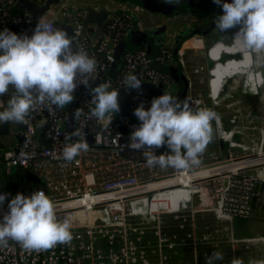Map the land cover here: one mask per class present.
Instances as JSON below:
<instances>
[{"label":"built area","instance_id":"built-area-1","mask_svg":"<svg viewBox=\"0 0 264 264\" xmlns=\"http://www.w3.org/2000/svg\"><path fill=\"white\" fill-rule=\"evenodd\" d=\"M15 9V0H0L1 31L8 28L18 35L30 37L41 20L52 23L54 27L56 22L71 25V38L76 50L83 49L97 62L90 83L93 86L106 83L109 90H122L130 101V111L141 103L147 109L153 98L142 90L126 91V75L139 71L141 81L152 85L168 83V76L152 67L154 62H163L167 49L154 59L148 56L145 48L127 52L118 70L111 75L108 73L114 62V48L125 40L129 30L137 27L135 16L141 10L139 6L126 3L105 7L111 14L98 41H93L96 25H85L83 14L63 3L51 6L37 21L28 11L16 12ZM195 37L200 38L199 35ZM231 46H235L231 53L243 54L236 40ZM227 48L219 47L226 53ZM102 56L106 59L103 60ZM244 57V61L239 59L216 65L206 99L190 97V106L193 109L208 108L217 113L216 98L231 77L249 74L247 83L253 89L261 87L264 84L261 72L249 73L252 61L245 65L246 54ZM217 71L224 73L222 81L215 76ZM73 95L72 107L84 110L83 116L75 120L74 125V129L81 131L79 137L66 139L71 133L64 129L66 114L62 109H45L38 105L27 117L29 123L21 124L22 143L16 148L17 153L6 151L0 162V171L7 174L13 168L36 172L45 183L43 191L54 202L57 219L70 221L73 239L69 244H57L41 251H26L19 244L9 241L7 247H0V264H205L206 257L211 255L210 250L218 251L219 248L216 245L214 248L205 235H197L196 213H211L218 222L232 230L233 222L250 219L256 203L264 198V167L253 171H243L252 165L229 172L223 170L184 184L190 181L188 177L200 170L224 169L233 163L264 154L262 146L251 149L237 142L233 131L223 130L219 115V120L214 119L212 126L216 132L217 149L220 143L225 146L224 156L206 148L198 166L187 170L161 169L149 167L141 151L122 150L120 147L128 143L133 126H139L132 124V120H138L136 117H123L118 122L115 115L109 125V134L104 130L102 121L89 118L94 105L90 103L92 97L88 89L78 85ZM120 127L126 130L125 141ZM75 139L87 142L91 139L93 145L69 163L62 159V151ZM235 149H240L241 154H235ZM165 151L166 148L162 147L156 150V154ZM21 153L27 155L22 156ZM161 182H170V185L162 190H159L160 187L151 188ZM181 187H191L195 192L187 204L172 205L166 197ZM3 193L0 188V194ZM163 194L167 195L161 197ZM7 202L8 198L0 205V220L8 211ZM209 245H212L211 248ZM230 246L233 255L240 248L264 250V237L236 239L232 236ZM218 262L232 264L225 258Z\"/></svg>","mask_w":264,"mask_h":264},{"label":"clouds","instance_id":"clouds-1","mask_svg":"<svg viewBox=\"0 0 264 264\" xmlns=\"http://www.w3.org/2000/svg\"><path fill=\"white\" fill-rule=\"evenodd\" d=\"M166 3L178 5L180 0H166ZM213 3L223 12L215 17V30L224 33L239 25L234 40L246 50L264 51V0H232L231 3L213 0ZM96 68V60L83 49L74 51L68 33L52 23L37 22L30 37L8 28L0 31V96L10 93L6 107L0 100L3 108L0 126L6 123L27 125V117L38 105L45 109H65L73 102L77 86L84 85L94 105L89 118L102 121L104 130L110 134L109 125L120 111L118 90H109L106 83L93 86L90 81ZM124 83L126 91H140L143 87L136 74L126 75ZM83 114L84 110L77 108L74 120ZM133 115L140 122L139 126H133L128 143L120 146L121 149L141 151L149 167L175 170L200 165V157L213 139L212 121L219 120L211 109H193L187 99L168 93L153 98L147 109L141 103ZM80 135L81 131L74 129L66 139L73 140ZM74 141L62 151V159L69 163L89 150L86 140ZM162 147L166 151L157 155L156 150ZM8 195L0 194V205ZM7 209L0 220V247H7L8 242L13 241L26 251H41L57 244H69L73 239L70 221L57 219L54 202L43 190L27 196L18 192L8 201ZM223 259V252L213 251L206 257L205 264H216ZM232 264L241 262L233 259Z\"/></svg>","mask_w":264,"mask_h":264},{"label":"crops","instance_id":"crops-1","mask_svg":"<svg viewBox=\"0 0 264 264\" xmlns=\"http://www.w3.org/2000/svg\"><path fill=\"white\" fill-rule=\"evenodd\" d=\"M64 1L61 0L60 3L72 7L76 11L84 9L88 6H92L96 10H100V9H105V7L111 8L117 6L118 4L121 5L126 4L120 2H113L110 0H64ZM15 10L17 12V8ZM135 22L137 24V27H139V29L143 31H151L163 25L166 26L167 28L165 35L166 41L164 45L143 47L146 49L147 54H149V57L151 59L156 58L165 49H167L168 51L167 56L164 58L163 62L161 63L154 62L153 64L154 67H157L156 63L162 65V68L160 69L162 71L161 73L168 76V83L166 85L162 84L163 89H157L158 87L156 86L157 87L156 97H159L163 93H168L172 96L178 97L181 100L187 99L189 101L190 97H198V98L206 99V96L208 94V88L210 87L211 84L210 83L211 80L210 82L207 83L206 88L204 90V94L202 95L198 94L197 91H199V89L198 87L195 86V82L193 83L192 81L196 79L195 76L194 78L192 77L193 78L192 80L189 77L188 70L190 72V69H189L188 57L190 56L192 57V55L201 57L198 59L199 61L201 60L200 61L201 65L204 64L207 70L214 69L216 65L220 63L225 64L232 60L236 61V58L239 57L237 54L231 53V51H233L235 47V46L232 47L231 45H233V41H235L234 40L235 34L237 31H239L240 26L238 25L235 28L229 29L224 33H219L217 30H215V27L214 28L212 27V25L214 24V19L212 15H204L201 14V12L199 14H193V15H189V14L172 15L171 13L168 14L160 11H150L141 8V10L138 11V13L135 16ZM195 35H199L200 38L195 37ZM220 46H227L228 47L226 49L227 53L223 49H219ZM237 46H239L240 49L242 50L239 41H237ZM212 64H214L213 68H211ZM231 72H234V70ZM134 74H136L139 77V74L137 72H135ZM204 75L206 77V80L208 81V76H209L208 73L205 72ZM215 76L217 77L218 81H222L224 77V73L221 74L219 71H217L215 72ZM232 78L234 77L229 78V80ZM9 95L10 93H6L4 96H0V100L4 101V107L7 106V100L9 99ZM0 110H3V108L0 107ZM62 110L67 116L66 111L64 109ZM18 135H21V130H19L17 124L9 123L6 124V126L4 125L0 126V162L2 161L3 154L6 151L15 150L19 146L18 141L16 139V136ZM210 148H208V150H210ZM224 148L225 146L222 147L220 145L219 149H217V144H216L215 149L210 151L217 154L224 153L223 150ZM16 169H19L17 171L28 173L31 176L36 175V177L39 178L36 172L32 169H28V170L20 169V168H16ZM1 172L3 173L4 180L8 178L7 184H4L0 181V188L3 190V187H6L8 184H13V180L11 178L12 175L11 173L13 171H11L9 174L4 172L3 170H1ZM256 209H257V203L255 205L254 210ZM238 221L240 220H235L233 222V225L236 226V223ZM246 221L250 222L249 219ZM237 239H242V238H237ZM221 245H222L221 247L216 245L219 248L218 251L223 252L224 256L226 253L227 256H232L231 258H229V260H227L228 262L229 261L232 262L233 256L235 259H239L240 262L244 260V258L241 257H247L246 260H244V264H250L251 261H254L252 256L253 249L242 250V248H240L233 255L230 252L231 246L229 243L228 244L225 243ZM240 250L244 252L239 253ZM216 264H219V262L217 261Z\"/></svg>","mask_w":264,"mask_h":264},{"label":"rangeland","instance_id":"rangeland-1","mask_svg":"<svg viewBox=\"0 0 264 264\" xmlns=\"http://www.w3.org/2000/svg\"><path fill=\"white\" fill-rule=\"evenodd\" d=\"M242 52L243 54H237L239 57H237L236 60L238 61L239 59H242L244 61V54H246L247 59L245 60V65H247L250 60L252 61L250 68L251 71L249 73L260 71L264 81V58L262 55L259 53L255 54V51L246 50L244 48H242ZM247 54H249V56ZM188 58L190 69V72L188 70L189 77L192 80L195 76L196 79L192 81L193 83L195 82V86L199 89V91H197L198 94L202 95L204 94L207 83L210 82V80L212 81L211 74L214 69L207 70L204 64L201 65V60L199 61L198 59L201 57L199 56L192 55V57L190 56ZM205 72H207L209 75L208 81L204 75ZM248 75L249 74L239 75L227 80L222 91L216 98L218 102L215 106V110L222 120L223 130L226 132L233 131L235 134L234 138L237 142L246 145L251 149H259L262 146V149L264 150V84L259 88L253 89L252 86L247 83ZM209 89L210 87L208 90ZM216 140V132L213 128V139L211 143H209V147L207 146V149L210 147H212L210 150L215 149ZM241 152L242 151L240 149L234 150V153L237 155H240ZM224 155L225 152L222 153L221 156ZM17 170L19 169L14 168L12 170L13 172L11 173L13 184H8L6 187H3V191L9 194L7 197L8 201L18 192L27 196L33 191L39 189V187L43 186V189H45L44 181L37 178L36 175H32L33 180L27 183L26 176H23L21 171ZM0 179L2 183L7 184L8 178L4 180L3 173L1 171ZM191 198L192 195H187L184 198L175 200L173 203L187 204ZM253 215L254 216L249 219L250 222L246 220H240L236 223V226L233 225L232 230H230L227 227L228 225H223L222 223L218 222L211 213L198 212L196 213L195 218L197 235H205L208 241L214 244V248L215 245L221 247V244H230L232 236L236 239L264 237V198H262L257 204V209L254 210ZM211 246L212 245H209V248H211ZM212 252L213 251L210 250L209 254ZM240 252L244 251L240 250L239 253ZM252 252L254 262H257V264H264L263 248H254ZM224 258L226 260L229 259L227 253L225 254ZM241 258L246 260L247 257ZM244 260L241 261L242 264H244Z\"/></svg>","mask_w":264,"mask_h":264},{"label":"water","instance_id":"water-1","mask_svg":"<svg viewBox=\"0 0 264 264\" xmlns=\"http://www.w3.org/2000/svg\"><path fill=\"white\" fill-rule=\"evenodd\" d=\"M113 2H120V3H130L136 6L141 7L142 9L150 10V11H160L163 13H171L172 15H193V14H201L204 15H212L213 19L215 21V17L218 15H222V8L216 4L213 3V0H180V4H168L166 3V0H110ZM16 2V8L17 12L22 11H28L33 20L37 21L39 20L45 12L54 5L60 4L61 0H15ZM222 2H228L231 3L232 0H222ZM77 13L83 14V21L84 24L87 25L89 23H93L96 25V31L93 36V41H98L100 37L103 35V28L106 23V20L108 16L111 14L110 11L105 9L96 10L92 6H88L84 9L77 10ZM55 27L64 29L69 37L71 38L73 35V29L71 25L69 24H61L59 22H56ZM212 27H215V22L212 25ZM166 26H160L154 30L151 31H143L139 29V27H136L134 29H131L127 32L125 40L121 41L115 48L113 53L114 62L112 64L111 70L108 72L109 75L113 74L119 67L120 64L123 61V57L127 52H133L136 49H140L142 47H152V46H162L165 44L166 41ZM1 31V30H0ZM201 35V34H200ZM72 39V38H71ZM73 41V40H72ZM76 45L73 41V50L75 51ZM102 59L105 60L106 56H102ZM154 64V63H153ZM152 64V67L156 69L159 72H162L160 69L162 68V65L157 64V67H154ZM213 65H211V68H213ZM139 74V71H137ZM142 91L146 93V95L150 96L151 98H156V91L157 89H163L162 84L158 85H152L150 83L144 82ZM158 88H157V87ZM157 88V89H156ZM158 96V95H157ZM118 100L120 104V111L116 114L117 121L119 122L123 117H135L133 115V111H130V101L125 95V93L122 90L118 91ZM67 113L66 121L64 129L71 133L74 130L75 120L73 118V113L76 110L75 108H72L71 104L67 105L64 109ZM7 124V123H6ZM4 124V126H6ZM132 124L138 125V120H132ZM19 130H23L22 125H18ZM120 131L123 134V141L127 139L126 130L124 127H120ZM16 139L18 141V144L20 145L22 143V136L18 135L16 136ZM74 139V137L72 138ZM89 145H93V142L91 139L88 140ZM222 146V143H220ZM15 153H17V149L14 150ZM264 167V165H258V166H251L249 168L244 169L243 171H253L259 168Z\"/></svg>","mask_w":264,"mask_h":264},{"label":"bare ground","instance_id":"bare-ground-1","mask_svg":"<svg viewBox=\"0 0 264 264\" xmlns=\"http://www.w3.org/2000/svg\"><path fill=\"white\" fill-rule=\"evenodd\" d=\"M256 53H260L262 55V57L264 58V51H259V52H256ZM263 164H264V154H261L260 156H256L254 158H250V159L245 160V161H241V162H238V163H233V164H231L230 166H228L226 168L222 167L224 169H219V170H217V169L216 170H208V169H206L204 171L200 170V171H198L197 174L193 173V175L188 177V179L190 178V181H188V182H186L184 184L187 185L190 182H193V181H196V180H201L203 178L209 177L212 174H214L215 172H221L223 170H225L223 172H229V171H233L234 169L235 170L236 169H241L244 166H250V165L258 166V165H263ZM226 170H228V171H226ZM182 180L186 181L185 179H182ZM166 185H170V182H161L158 185H152L151 188L156 189L157 187H160L159 190L160 189L162 190L163 188H166ZM194 192H195V190L193 188H191V187L190 188L189 187H186V188L181 187V189L177 188L176 190H174L173 193H170L169 195L163 194L161 197H164V196L167 195L168 197H166V200H169L170 203L173 205L174 204L173 202L175 200L184 198L187 195H192Z\"/></svg>","mask_w":264,"mask_h":264},{"label":"trees","instance_id":"trees-1","mask_svg":"<svg viewBox=\"0 0 264 264\" xmlns=\"http://www.w3.org/2000/svg\"><path fill=\"white\" fill-rule=\"evenodd\" d=\"M142 48H143V47H142ZM148 56H149V54H148ZM21 173H22L23 176H26V181H27V183H28L29 181H32V180H33V176H31L30 174L25 173V172H21ZM37 190H43V186H42V187H39V189H37Z\"/></svg>","mask_w":264,"mask_h":264}]
</instances>
